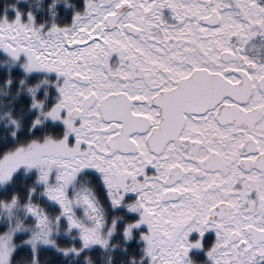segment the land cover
I'll list each match as a JSON object with an SVG mask.
<instances>
[{
	"label": "snow or ice",
	"instance_id": "obj_1",
	"mask_svg": "<svg viewBox=\"0 0 264 264\" xmlns=\"http://www.w3.org/2000/svg\"><path fill=\"white\" fill-rule=\"evenodd\" d=\"M0 264H264V0H3Z\"/></svg>",
	"mask_w": 264,
	"mask_h": 264
},
{
	"label": "trees",
	"instance_id": "obj_2",
	"mask_svg": "<svg viewBox=\"0 0 264 264\" xmlns=\"http://www.w3.org/2000/svg\"><path fill=\"white\" fill-rule=\"evenodd\" d=\"M3 2V0H0V3H2Z\"/></svg>",
	"mask_w": 264,
	"mask_h": 264
}]
</instances>
